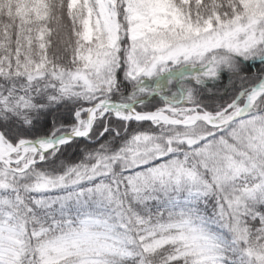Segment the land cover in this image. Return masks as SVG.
I'll list each match as a JSON object with an SVG mask.
<instances>
[{"label":"snow or ice","instance_id":"snow-or-ice-1","mask_svg":"<svg viewBox=\"0 0 264 264\" xmlns=\"http://www.w3.org/2000/svg\"><path fill=\"white\" fill-rule=\"evenodd\" d=\"M0 264H264V0H0Z\"/></svg>","mask_w":264,"mask_h":264}]
</instances>
